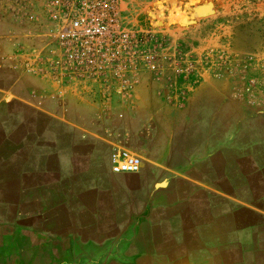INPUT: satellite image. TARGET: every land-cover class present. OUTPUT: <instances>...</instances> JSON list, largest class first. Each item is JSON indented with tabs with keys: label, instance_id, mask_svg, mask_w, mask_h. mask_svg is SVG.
<instances>
[{
	"label": "rangeland",
	"instance_id": "1",
	"mask_svg": "<svg viewBox=\"0 0 264 264\" xmlns=\"http://www.w3.org/2000/svg\"><path fill=\"white\" fill-rule=\"evenodd\" d=\"M192 1L127 0V25L153 36L155 70L144 67L133 100L120 101L137 109L132 121L149 149L143 159L129 150L143 166L137 181L122 183L123 212L130 210L127 224L135 216L145 221L139 244L151 237V212L164 223L159 238L175 245L161 249L176 261L166 264H193L187 256L190 250L193 260L195 248L176 245L184 238L201 242L196 263L255 264L264 240V0H196V7L216 6L203 19L191 13ZM18 5L0 0V83L20 70L42 76L36 66L50 49V40L28 35L35 27L19 23ZM141 87H152L147 102L138 101ZM112 102L102 105L112 110ZM8 112L0 105V128L19 121ZM210 128L217 141L207 147ZM19 233L0 218V248L15 245ZM135 244L125 249V262L109 264H132L133 252L146 248Z\"/></svg>",
	"mask_w": 264,
	"mask_h": 264
},
{
	"label": "crops",
	"instance_id": "2",
	"mask_svg": "<svg viewBox=\"0 0 264 264\" xmlns=\"http://www.w3.org/2000/svg\"><path fill=\"white\" fill-rule=\"evenodd\" d=\"M21 71L0 83V105L9 109L5 116L13 120L15 110L19 118L11 128H4L3 120L0 128L4 136L0 137L2 226L20 232L18 243L24 241L58 256L67 255L73 247L79 251L104 248L135 229L129 246L136 243L135 247L146 248L133 252L132 264L176 262L162 252L161 247L175 244L159 238L157 231L164 223L153 220L154 212L145 219L151 237L142 239V244L137 236L145 221L140 224L135 216L127 224L130 210L123 212L127 205L121 187L137 181L138 173L112 172L111 155L116 148L130 150L142 159L148 156L149 149L140 143L144 138L132 121L138 116L137 109L117 98L112 102L114 109L108 110L95 87H62L49 78ZM151 88L141 87L138 101L147 102ZM204 135L205 146L216 144L212 128ZM124 228L128 233L117 235ZM257 243L261 254L255 264H264V240ZM176 245L195 248L193 260L188 251L189 263L202 264L195 260L201 257L196 253L201 245L196 238H184Z\"/></svg>",
	"mask_w": 264,
	"mask_h": 264
},
{
	"label": "built area",
	"instance_id": "3",
	"mask_svg": "<svg viewBox=\"0 0 264 264\" xmlns=\"http://www.w3.org/2000/svg\"><path fill=\"white\" fill-rule=\"evenodd\" d=\"M18 4L19 23L38 30L28 35L50 40L48 57L39 60L35 72L55 84L95 87L102 102L132 101L142 69L155 70L153 36L127 25V0H18ZM141 168V158L127 149L112 156L114 174H137Z\"/></svg>",
	"mask_w": 264,
	"mask_h": 264
},
{
	"label": "water",
	"instance_id": "4",
	"mask_svg": "<svg viewBox=\"0 0 264 264\" xmlns=\"http://www.w3.org/2000/svg\"><path fill=\"white\" fill-rule=\"evenodd\" d=\"M206 4L193 8L196 18L203 19L215 15V4L208 2L211 9H207ZM194 20L197 23L195 18ZM135 235L136 231L132 229L128 235L104 248L90 247L79 251L73 247L65 256L48 255L41 247H33L24 241L17 242L10 247L0 248V264H109L115 259L125 262L123 254L127 246L133 242Z\"/></svg>",
	"mask_w": 264,
	"mask_h": 264
},
{
	"label": "bare ground",
	"instance_id": "5",
	"mask_svg": "<svg viewBox=\"0 0 264 264\" xmlns=\"http://www.w3.org/2000/svg\"><path fill=\"white\" fill-rule=\"evenodd\" d=\"M198 4H199L198 1L193 0L192 3L190 4V6H195V7H196ZM188 5H189V4H188ZM206 8H207V9H211L212 7L209 6V5H207ZM177 12H178V11H177ZM191 13L194 14L192 10H191ZM187 21H188V20H187ZM183 23H184V22H183Z\"/></svg>",
	"mask_w": 264,
	"mask_h": 264
}]
</instances>
